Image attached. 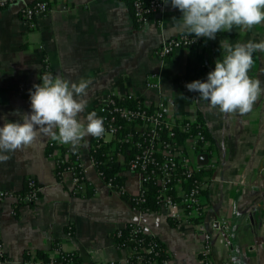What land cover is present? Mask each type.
I'll return each mask as SVG.
<instances>
[{"label": "crops", "instance_id": "crops-1", "mask_svg": "<svg viewBox=\"0 0 264 264\" xmlns=\"http://www.w3.org/2000/svg\"><path fill=\"white\" fill-rule=\"evenodd\" d=\"M32 1L19 0L0 10V125L5 117L19 118L14 110L29 112V90L41 82V74L53 72L74 82L91 81L87 108L78 116L81 122L86 123L89 111L102 117L100 108L107 99L126 93L147 103L163 97L177 114L201 116L217 164L204 173L213 181L206 192L209 209L202 227L174 224L169 211L142 212L111 188L94 165V136L86 137L77 151L67 145L78 154L85 178L95 188L90 197L77 194L71 170L58 179L55 161L46 153L53 139L41 133L30 146L0 161V190L19 192L28 177L43 186L33 204L18 207L13 197L0 204L5 264H62L54 261L59 249L76 252L84 264L123 262L128 250L116 244L114 233L129 222L156 235L173 264H203L204 231L211 237L210 257L216 264H233V255L242 264H264V95L248 113H225L186 87L206 79L226 43L264 40V23L251 29L234 26L162 59L158 48L187 31L181 26V11L170 4L159 17L139 26L129 0H44L48 12L29 26L20 9ZM153 71L160 73V90L147 84ZM249 74L264 86V54L257 53ZM123 174L125 191L136 194L142 187L140 174ZM41 251L50 255L49 261L35 259Z\"/></svg>", "mask_w": 264, "mask_h": 264}, {"label": "built area", "instance_id": "built-area-1", "mask_svg": "<svg viewBox=\"0 0 264 264\" xmlns=\"http://www.w3.org/2000/svg\"><path fill=\"white\" fill-rule=\"evenodd\" d=\"M19 0H0V10ZM135 22L139 25L149 23L153 18L159 17L166 8L162 0H129ZM48 3L44 0H34L25 4L20 13L22 19L33 26L35 19L40 14L47 13ZM203 37L195 38L188 32L179 33L165 41L157 50L162 59L169 58L179 48H190L202 45ZM147 84L154 89L161 88L160 73L153 71L147 76ZM134 99L136 104L124 102ZM105 132L100 137H95L91 148L107 141V137L117 139L129 145L126 154L132 147L133 155L127 161V170L137 172L141 176L142 187L134 194L136 204L141 202V197L146 193L147 183L154 182L159 186L157 204L160 209L167 210L171 218L180 222H197L202 227L203 219L209 209L206 192L213 179L204 175L216 168L217 158L210 148L211 142L206 138L204 125L197 116H182L163 98L160 97L153 103H147L131 93L113 95L101 106ZM127 130L123 135L121 131ZM51 142V141H50ZM121 162L125 154H120ZM51 158L54 159L53 156ZM56 163V160H54ZM74 182L76 192L83 191L80 177L75 171ZM28 189L24 195L18 192L0 190V204L8 197L16 200L18 207L30 205L38 201L43 186L35 178H30ZM190 180L186 187L184 183ZM124 190V189H123ZM140 198V199H139ZM133 233L141 232L143 227L134 222ZM226 225H224V228ZM123 228V227H122ZM119 228L117 230L120 234ZM203 264H216L210 257L212 249L211 237L203 233ZM139 246L145 252H157L153 245L146 246L144 241L138 240ZM128 250L125 261L118 264H129L128 258L134 253L131 245L124 246ZM68 250L60 251L61 260L66 258ZM71 252V251H70ZM173 258L165 259L164 264H173ZM70 260V259H69ZM7 257L4 247L0 244V264H5ZM55 261V260H54ZM137 264L146 262L156 264L154 255L140 254L136 258ZM116 262L103 261L101 264H115Z\"/></svg>", "mask_w": 264, "mask_h": 264}, {"label": "clouds", "instance_id": "clouds-1", "mask_svg": "<svg viewBox=\"0 0 264 264\" xmlns=\"http://www.w3.org/2000/svg\"><path fill=\"white\" fill-rule=\"evenodd\" d=\"M165 5L181 11L182 28L195 38L215 39L217 33L231 31L234 26L251 29L264 23V0H162ZM223 56L215 60L206 79L186 84L199 98L217 106L221 112L240 114L253 109L258 97L264 95V86L250 76L254 54H264V40L224 46ZM40 83L30 89V111L20 113L16 120L4 118L0 125V161L9 159V152L30 146L39 134H50L61 144L77 151L81 142L90 136L100 137L105 132L103 118L89 111L86 123L78 119L88 105L87 94L91 81L78 82L53 72L40 75ZM233 264H242L232 256Z\"/></svg>", "mask_w": 264, "mask_h": 264}, {"label": "trees", "instance_id": "trees-1", "mask_svg": "<svg viewBox=\"0 0 264 264\" xmlns=\"http://www.w3.org/2000/svg\"><path fill=\"white\" fill-rule=\"evenodd\" d=\"M256 56L257 53L254 54V57ZM124 102L132 105L136 104V101L134 99L125 100ZM198 120L204 125V132L206 134V138H208V140H210V142L212 143V145L210 146V148H212L214 146L213 139L206 127V124L204 120L201 118V116L198 117ZM125 132H127L126 129L124 131L122 130L121 135H123ZM128 147L129 145H127L126 143L117 141V139H111L109 141H102L100 145H96V147L91 148L90 152L96 170L100 173L102 178L111 186L112 189L119 191L124 198L129 200L133 204V206L139 209L140 211L142 212L159 211L160 207L157 204V195L159 193V186L156 183L154 182L147 183L146 193L141 197V202L137 204H136V199H138V197H135L134 195H130L125 191V176L123 173L125 172V170H127V161L131 159L133 155L132 147L129 150V152L126 154V150L128 149ZM46 153L49 157L53 156L54 160H56L54 170L56 172L58 179H61L63 177V174L66 171L72 169L73 167L75 173L80 177L81 185H83L84 187L83 191L77 192V194L85 197H90L95 193V188L85 178L84 171L81 166V162L77 153L71 151L67 145L61 144L55 140H52L51 142L48 143ZM121 153L125 154L124 162H121L120 160L119 155ZM30 178L31 177L25 179L23 189L18 192L20 195H24L25 192L27 191L29 181L31 180ZM190 182L191 181L188 180L184 183V185L188 187L190 185ZM172 222L174 224L178 223L173 219ZM195 223L197 222L195 221ZM132 229L133 226L129 222L120 230V234H118L117 231L114 233L116 244L119 247L131 245L134 248L133 255L128 258L129 264H137L136 258L140 254H143L145 256L154 255V258L157 260L156 264H164V260L166 258L167 259L172 258L166 245L156 235L147 233L144 230V228L142 229L141 232H137V233H133ZM139 239L144 241V245L146 246L153 245L157 252L143 251L141 246H139V242H138ZM60 251L63 250L59 249L57 251V256L55 257L54 260H61L62 257ZM67 252H69L68 254L71 253V255H67V253L65 252L64 256L66 258L62 259L63 264H84L80 256L76 252L74 251L71 252L67 251ZM36 258L44 261H49L50 255L47 254L46 252L41 251L38 253V256L35 257V259ZM115 264H118V262H116ZM142 264H147V263L143 262Z\"/></svg>", "mask_w": 264, "mask_h": 264}, {"label": "water", "instance_id": "water-1", "mask_svg": "<svg viewBox=\"0 0 264 264\" xmlns=\"http://www.w3.org/2000/svg\"><path fill=\"white\" fill-rule=\"evenodd\" d=\"M254 215H255V212H253V213L250 215V218L253 219Z\"/></svg>", "mask_w": 264, "mask_h": 264}]
</instances>
